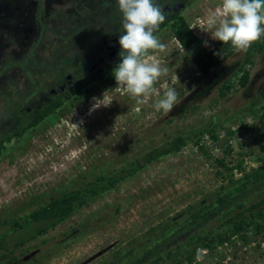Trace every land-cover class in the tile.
<instances>
[{"label": "rangeland", "instance_id": "obj_1", "mask_svg": "<svg viewBox=\"0 0 264 264\" xmlns=\"http://www.w3.org/2000/svg\"><path fill=\"white\" fill-rule=\"evenodd\" d=\"M48 1L30 2L31 24L38 13L47 16L55 13ZM219 2L191 1L183 12L182 18L198 38V45L182 49L172 36L173 30L167 28L158 35L168 45L160 58L169 67V73L157 87L161 94L165 83L174 87L181 101L168 115L154 114L150 104L137 106L128 96L113 92H109L113 100L109 107L90 112L93 97L102 98L105 90L115 88L111 71L102 81L77 92L40 127L2 150L0 232L7 228L6 221L37 208L51 197L91 182L132 160L143 163L148 153L173 137L206 130L178 152L148 164L115 189L91 200L46 234L24 242L15 250L16 264H125L162 237L165 224L171 219L181 215L182 222L190 206L226 185L228 181L224 178L236 180L264 165V37L245 53L233 51L206 79L190 60L197 47L210 49L219 43L211 39L210 33L199 30L201 16ZM70 4L75 14L83 12L79 0ZM111 5L117 9L115 1ZM11 19V34L19 40L10 48L12 61L20 62L23 57L30 60L33 49L35 52L41 49L35 48L37 42L33 43L34 31L25 36L21 24ZM116 20L121 21V14ZM45 44L48 48L53 45ZM36 60L40 61L35 56L33 64ZM23 63L19 66L21 71L26 66ZM85 64V56L79 54L76 74ZM44 67L42 63L39 79L34 71L37 66L32 65L33 71L25 75L31 82L21 93L17 92V83H12L10 98L0 96V115L9 116L7 133L14 132L19 101L22 105L24 99L27 102L33 98L37 102L38 89L48 84L60 85L58 76L69 65L54 69L52 82L48 83L42 78ZM243 71L249 73L245 87L238 82ZM225 86L232 88L223 90L222 96L220 92ZM26 105L33 108L29 102ZM32 112L26 113L25 118ZM210 131L218 136L217 141L210 138ZM220 159L225 161L228 171L215 166L214 160ZM257 224L263 228L258 230ZM31 228L25 234L12 235L6 244L10 245L14 238L23 240ZM179 249L177 257L185 258L189 248ZM195 256L185 264H264V219L223 245L204 250L202 261Z\"/></svg>", "mask_w": 264, "mask_h": 264}, {"label": "trees", "instance_id": "obj_2", "mask_svg": "<svg viewBox=\"0 0 264 264\" xmlns=\"http://www.w3.org/2000/svg\"><path fill=\"white\" fill-rule=\"evenodd\" d=\"M171 19L177 20L172 36L182 49L188 50L198 45V38L179 13L172 15ZM166 24V21L161 24L159 30ZM232 54L233 50L229 45L219 42L210 49L197 47L191 52L190 60L200 76L206 79L214 69L222 64L226 57ZM118 63L119 59L115 62L114 67ZM113 68L105 70V75L110 73ZM248 77V71H243L239 76L238 82L241 87L247 85ZM86 87L87 84L84 83L80 84L78 89L81 91ZM231 88V86H225L220 94L223 96V90L227 91ZM70 96L67 94L66 98L53 99L51 105L45 108L43 114L37 117L29 128L49 117L60 107L62 108L69 101ZM211 125H213V121L208 124V129ZM203 132L206 130H197L191 136L173 137L148 153L143 163L132 160L117 170L101 174L91 182L51 197L37 208L6 221L7 228L0 232V264H16L15 250L22 247L24 242L46 234L49 229L65 221L91 200L115 189L127 178L138 174L148 164L178 152L189 140ZM22 134L14 136L20 137ZM5 136L4 139H0V153L3 150V143L9 142L13 137V135ZM210 138L213 141L218 140V136L213 131H210ZM200 149L203 148L200 147ZM229 149L228 147L227 150L229 151ZM214 162L218 169L229 170L223 159L214 160ZM224 180L228 181L226 185L190 206L186 210L184 215L187 216L182 222L179 220L181 215L171 219L170 223L165 224V232L162 237L151 247L145 249L141 255L133 257L125 264H129V262L130 264H168L169 260L174 261L172 264L190 263L198 249L210 250L214 246L223 245L232 236L240 234L256 221L264 219V165L254 172L244 173L239 179L224 178ZM30 226L33 227L28 230L30 233L23 237L20 236L23 240L14 238L10 245L6 244L9 237H13L12 235L16 233H24ZM256 228L261 230L263 225L257 224ZM182 243L184 244L181 245ZM182 246L189 249L185 253V258L180 259L177 254L181 251L179 248ZM164 253L165 255H163ZM125 257L124 255L123 258Z\"/></svg>", "mask_w": 264, "mask_h": 264}, {"label": "flooded vegetation", "instance_id": "obj_3", "mask_svg": "<svg viewBox=\"0 0 264 264\" xmlns=\"http://www.w3.org/2000/svg\"><path fill=\"white\" fill-rule=\"evenodd\" d=\"M41 1V0H39ZM71 1L78 0H49L52 10H55L53 15L47 16L44 13H38L33 17V23L31 24L29 16L30 2L35 0H0V96H11L12 83H17V92L21 93L27 86V82H31L27 76H25L32 69V65L37 66L34 70L41 79L40 70L41 64L45 63L42 78L43 81L48 83L52 82V73L54 69L62 67L65 64L69 65V68L63 67L62 76H58L61 80L60 85H46L39 88V100L36 102L33 98H30L27 102L32 105V109L27 107L24 99L22 105L19 101L18 107L15 111L16 121L13 123L12 129L14 132L7 133V125L9 126V116L7 113L0 115V132H4L0 139H4L5 135H13L11 140L3 143V149H6L7 145L14 140L22 138L29 131H33L40 127L49 117L35 124L31 128L30 125L37 117L41 116L46 110L47 106H50L53 99H63L70 94L69 101L77 92L84 91L87 87L97 84L105 78V70L114 67L115 62L119 59L118 52L119 44L118 37L120 34V21L116 20V17L120 15L119 11L112 8V1L115 0H79L82 7V13L79 15L72 12ZM109 1V2H108ZM191 1L197 0H156L158 5L166 14L167 24L156 33L159 35L164 29L173 30L177 20H172L171 17L175 13H179L182 17L183 12L191 6ZM109 4V5H108ZM111 5V7H110ZM14 8V11H13ZM38 17V19H37ZM16 21L17 24H21V29L25 36L28 31H34L32 34L35 38L33 43L35 48H41L40 51H34L32 53V59L27 60L25 57L22 61H12L10 56V48L14 47V44L19 43L18 38L11 34V22ZM32 19V18H31ZM22 32V31H21ZM35 34V35H34ZM41 34V35H40ZM39 35V36H38ZM47 42L53 45L48 48ZM45 46V47H44ZM38 54H34L37 53ZM77 54V55H76ZM79 54L85 56V67L75 72V65L78 61ZM40 60H36L33 64L35 56ZM76 55V56H74ZM61 56L63 58H61ZM64 59V60H62ZM24 62V63H23ZM17 63V64H16ZM26 65L22 71L19 66ZM7 67L2 69L1 67ZM34 73V72H33ZM109 74V73H108ZM107 74V75H108ZM34 75V74H33ZM103 75V77H101ZM35 77V75H34ZM87 84L84 90H79L80 84ZM25 86V87H24ZM42 91V92H40ZM16 92V91H15ZM28 98V97H27ZM61 108V107H60ZM33 110L32 114L25 118V114ZM3 119V120H2ZM20 120V122H18ZM20 123V124H19ZM20 137L14 136L15 134H21Z\"/></svg>", "mask_w": 264, "mask_h": 264}, {"label": "clouds", "instance_id": "obj_4", "mask_svg": "<svg viewBox=\"0 0 264 264\" xmlns=\"http://www.w3.org/2000/svg\"><path fill=\"white\" fill-rule=\"evenodd\" d=\"M115 4L121 14L119 63L112 69L116 86L105 90L102 98L93 97L90 112L109 107L113 101L109 92H113L128 96L137 106L150 104L154 114L166 116L181 102L174 87L165 83L162 94L157 87L169 73L160 58L168 45L156 34L166 14L156 0H115ZM199 22V30L210 33L213 41L229 45L235 53H245L264 37V0H220ZM203 252L197 250V261L203 260Z\"/></svg>", "mask_w": 264, "mask_h": 264}]
</instances>
